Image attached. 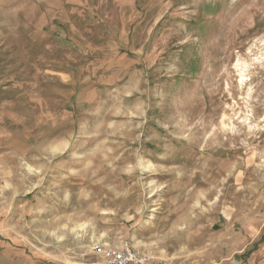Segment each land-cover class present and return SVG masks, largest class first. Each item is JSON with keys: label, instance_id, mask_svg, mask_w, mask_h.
<instances>
[{"label": "rangeland", "instance_id": "1", "mask_svg": "<svg viewBox=\"0 0 264 264\" xmlns=\"http://www.w3.org/2000/svg\"><path fill=\"white\" fill-rule=\"evenodd\" d=\"M124 243L264 264V0H0V264Z\"/></svg>", "mask_w": 264, "mask_h": 264}, {"label": "built area", "instance_id": "2", "mask_svg": "<svg viewBox=\"0 0 264 264\" xmlns=\"http://www.w3.org/2000/svg\"><path fill=\"white\" fill-rule=\"evenodd\" d=\"M94 253L101 259L83 264H169L166 258L135 249L127 243L116 247L97 244Z\"/></svg>", "mask_w": 264, "mask_h": 264}]
</instances>
